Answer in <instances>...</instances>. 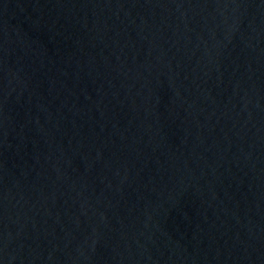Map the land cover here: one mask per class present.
<instances>
[{
	"label": "water",
	"instance_id": "95a60500",
	"mask_svg": "<svg viewBox=\"0 0 264 264\" xmlns=\"http://www.w3.org/2000/svg\"><path fill=\"white\" fill-rule=\"evenodd\" d=\"M0 264H264V0H0Z\"/></svg>",
	"mask_w": 264,
	"mask_h": 264
}]
</instances>
